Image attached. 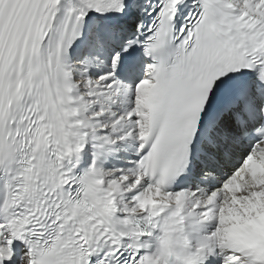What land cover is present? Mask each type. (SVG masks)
<instances>
[{
    "label": "snow or ice",
    "instance_id": "6c2138e0",
    "mask_svg": "<svg viewBox=\"0 0 264 264\" xmlns=\"http://www.w3.org/2000/svg\"><path fill=\"white\" fill-rule=\"evenodd\" d=\"M188 215L264 264V0H0V264H162Z\"/></svg>",
    "mask_w": 264,
    "mask_h": 264
},
{
    "label": "clouds",
    "instance_id": "9594fccd",
    "mask_svg": "<svg viewBox=\"0 0 264 264\" xmlns=\"http://www.w3.org/2000/svg\"><path fill=\"white\" fill-rule=\"evenodd\" d=\"M150 242L162 264H190V259L203 243V237L198 221L188 215L179 224L162 222Z\"/></svg>",
    "mask_w": 264,
    "mask_h": 264
},
{
    "label": "bare ground",
    "instance_id": "6f19581e",
    "mask_svg": "<svg viewBox=\"0 0 264 264\" xmlns=\"http://www.w3.org/2000/svg\"><path fill=\"white\" fill-rule=\"evenodd\" d=\"M87 147H88V148H91V147L88 146V145H87ZM108 159H109L110 161L121 160V159H119V158H116V157H113V156H110V155L108 156ZM105 169H106V168H105Z\"/></svg>",
    "mask_w": 264,
    "mask_h": 264
}]
</instances>
